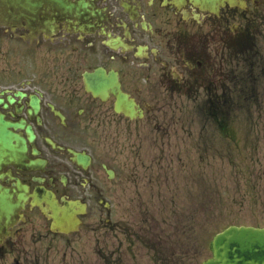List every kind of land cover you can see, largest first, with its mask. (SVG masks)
Returning <instances> with one entry per match:
<instances>
[{"label": "flooded vegetation", "instance_id": "flooded-vegetation-1", "mask_svg": "<svg viewBox=\"0 0 264 264\" xmlns=\"http://www.w3.org/2000/svg\"><path fill=\"white\" fill-rule=\"evenodd\" d=\"M262 88L264 0H0V264H51L48 197L108 234L157 105L223 132ZM103 247L100 264L127 263Z\"/></svg>", "mask_w": 264, "mask_h": 264}, {"label": "rangeland", "instance_id": "rangeland-1", "mask_svg": "<svg viewBox=\"0 0 264 264\" xmlns=\"http://www.w3.org/2000/svg\"><path fill=\"white\" fill-rule=\"evenodd\" d=\"M249 115H238L232 137L218 132L199 107L183 115L157 109L155 128L141 121L129 137L127 192L114 200L116 223L108 234L89 227L58 235L46 254L51 264H86L104 254L126 264H202L213 236L233 224L264 227V88ZM248 113V112H247ZM131 147V146H130ZM136 257L137 259H130ZM132 261V262H131Z\"/></svg>", "mask_w": 264, "mask_h": 264}, {"label": "water", "instance_id": "water-1", "mask_svg": "<svg viewBox=\"0 0 264 264\" xmlns=\"http://www.w3.org/2000/svg\"><path fill=\"white\" fill-rule=\"evenodd\" d=\"M75 203L53 207V228L69 232L76 228ZM213 257L203 264H264V228L230 226L218 233L210 246Z\"/></svg>", "mask_w": 264, "mask_h": 264}]
</instances>
